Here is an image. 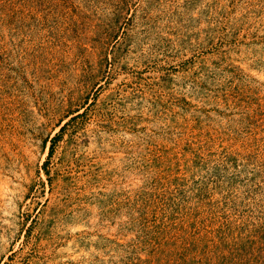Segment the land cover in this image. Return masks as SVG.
I'll use <instances>...</instances> for the list:
<instances>
[{
    "label": "rangeland",
    "instance_id": "obj_1",
    "mask_svg": "<svg viewBox=\"0 0 264 264\" xmlns=\"http://www.w3.org/2000/svg\"><path fill=\"white\" fill-rule=\"evenodd\" d=\"M0 264H264V0H0Z\"/></svg>",
    "mask_w": 264,
    "mask_h": 264
}]
</instances>
